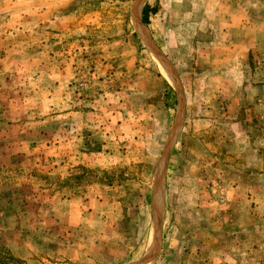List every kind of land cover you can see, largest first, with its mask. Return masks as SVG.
Returning a JSON list of instances; mask_svg holds the SVG:
<instances>
[{
  "label": "rangeland",
  "instance_id": "rangeland-1",
  "mask_svg": "<svg viewBox=\"0 0 264 264\" xmlns=\"http://www.w3.org/2000/svg\"><path fill=\"white\" fill-rule=\"evenodd\" d=\"M157 217L150 264H264V0H0V264H131Z\"/></svg>",
  "mask_w": 264,
  "mask_h": 264
},
{
  "label": "crops",
  "instance_id": "crops-1",
  "mask_svg": "<svg viewBox=\"0 0 264 264\" xmlns=\"http://www.w3.org/2000/svg\"><path fill=\"white\" fill-rule=\"evenodd\" d=\"M152 238L155 239V231L153 232ZM150 239H151V236H150ZM153 247H154L153 245L152 246L149 245V241H148L146 252L144 254V257L142 258L143 260H141L138 264H150L151 260H153V257L156 254V253H154V255H153V249H154ZM146 253H147V255L151 254L150 257L147 258V260L145 259L147 256Z\"/></svg>",
  "mask_w": 264,
  "mask_h": 264
},
{
  "label": "bare ground",
  "instance_id": "bare-ground-1",
  "mask_svg": "<svg viewBox=\"0 0 264 264\" xmlns=\"http://www.w3.org/2000/svg\"><path fill=\"white\" fill-rule=\"evenodd\" d=\"M144 36H145V33H144ZM149 39V38H148ZM150 43V42H149ZM150 48L153 50V53L155 52L156 54H158L153 48H152V46L150 45ZM159 56V55H158ZM157 226H158V219H155V223H154V231H155V239H153L154 240V243H153V255H154V253H156V250H157V248H158V245H159V238H158V233H157ZM151 255V254H150ZM150 255L149 256H146V260H147V258H149L150 257Z\"/></svg>",
  "mask_w": 264,
  "mask_h": 264
},
{
  "label": "trees",
  "instance_id": "trees-1",
  "mask_svg": "<svg viewBox=\"0 0 264 264\" xmlns=\"http://www.w3.org/2000/svg\"><path fill=\"white\" fill-rule=\"evenodd\" d=\"M149 9H150V8H149L148 5H147V6H145V7L143 8V10H142V21H143V23H145V24H148V23H149V20H148ZM152 10L155 11L154 8H152Z\"/></svg>",
  "mask_w": 264,
  "mask_h": 264
},
{
  "label": "water",
  "instance_id": "water-1",
  "mask_svg": "<svg viewBox=\"0 0 264 264\" xmlns=\"http://www.w3.org/2000/svg\"><path fill=\"white\" fill-rule=\"evenodd\" d=\"M149 42H150L152 48H153L155 51H157L158 53H161V52L159 51V49L156 48V46L154 45V43L152 42V40H151L150 37H149ZM157 219H158L157 233H158V238H159V237H160V235H159V219H160V218L157 217ZM141 260H143V259H141ZM141 260H137L136 262H133V263H131V264H138Z\"/></svg>",
  "mask_w": 264,
  "mask_h": 264
}]
</instances>
